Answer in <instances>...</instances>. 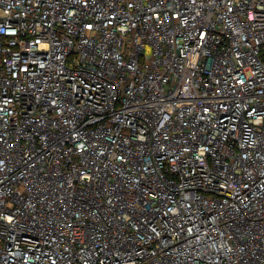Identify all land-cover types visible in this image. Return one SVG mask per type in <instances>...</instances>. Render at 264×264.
Segmentation results:
<instances>
[{
  "label": "built area",
  "instance_id": "1",
  "mask_svg": "<svg viewBox=\"0 0 264 264\" xmlns=\"http://www.w3.org/2000/svg\"><path fill=\"white\" fill-rule=\"evenodd\" d=\"M0 264H264V0H0Z\"/></svg>",
  "mask_w": 264,
  "mask_h": 264
}]
</instances>
